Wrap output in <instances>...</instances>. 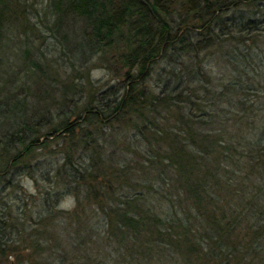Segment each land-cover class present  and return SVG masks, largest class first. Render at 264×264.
Masks as SVG:
<instances>
[{"label": "trees", "instance_id": "obj_1", "mask_svg": "<svg viewBox=\"0 0 264 264\" xmlns=\"http://www.w3.org/2000/svg\"><path fill=\"white\" fill-rule=\"evenodd\" d=\"M44 1L49 38L29 0H0V195L46 184L36 228L0 205V256L264 264V0ZM21 25L41 41L20 49L24 79L7 65Z\"/></svg>", "mask_w": 264, "mask_h": 264}, {"label": "rangeland", "instance_id": "obj_2", "mask_svg": "<svg viewBox=\"0 0 264 264\" xmlns=\"http://www.w3.org/2000/svg\"><path fill=\"white\" fill-rule=\"evenodd\" d=\"M28 5L30 7L27 9L29 11L27 13L32 15V20L34 22L35 21L37 22V24H38L37 28H38V31L40 33L38 31L37 32L39 33V35L41 37L43 36L45 38L51 37L50 32H47L48 29H46L43 26L44 17H41V15H42L41 13L46 10V2L44 0H29V4ZM34 11L38 12L35 17H34ZM19 30H20V32H19L20 35L17 36V37H19L20 40H22V39L25 40V43H22L20 41L21 44H20V47H18V46H16L14 44V43H17V42H14V41H16V39L15 40H9V39L7 40L8 43L6 44V46L9 45V44H12V45H10L8 47L10 52L8 53L9 57H8V60H7V65L9 64L8 68H12L15 71L18 70V72H19L18 76L21 79H24V76H23L24 71H23V68H22V65H21V61H18V59H17V57L19 55V52H20V49H23L26 46V44L28 43L29 39H34L36 45L37 44L40 45L41 41L39 39H35V35H33L32 31H30V33H29V31L25 30V26H23V25L20 26ZM24 32H26V35H27L26 38L28 40H26L24 38L25 37ZM12 37H14V36L12 35ZM42 43L45 44L44 41ZM4 44H5V42H4ZM14 53H16L17 56ZM89 66H90L89 74H90V76H91V78L93 80H98L100 82V84L101 83L102 84H109V83H112L114 81V79H112V76L109 74V71H107L106 69L102 68L101 64H99L98 62L91 61L89 63ZM30 85H31L30 93L33 94V91H34L35 87H37V86H35L33 83H30L29 86ZM30 100L32 101V97L27 91L26 101H27L28 105L31 104ZM101 126L103 127L102 129H105V130H108V128H109V126L106 125V124L101 125ZM118 142H119V140L117 142L113 143L110 146H113V145L114 146H119V144H117ZM50 143L51 144L48 145L49 149H52L54 147L56 148L54 140H52ZM37 151H39L41 153V154H39V156L49 153L47 151V149H43V148L39 149ZM2 182H3V180L0 178V186H2V184L4 183V182L3 183ZM14 182H17L19 184L18 187L16 188V190H15V187H13V188H8V190H6L8 192H1L0 205L2 207H5L3 210L9 209L10 211H15L16 210L15 207L18 206V204L20 202H23V206L21 208H22V211L25 213V216H27V218H29V219H27V222H28V224H30V228L31 227L32 228L33 227L34 228L38 227L37 225H35L33 223V220H35L37 218V215L35 213L37 211L38 202H39L38 201V197L36 195V192H37V190H39L38 188H41L42 186L45 187L46 184L44 182H40L39 179L34 181L29 176H22L21 178H18ZM4 189H6V188L4 187ZM21 189H22V191L28 192L29 195L20 194L19 198L14 197L13 195L17 194L18 191H20L18 193L22 192ZM73 204H74L73 198H71L69 196H66L64 199H62V198L60 199V201L58 203V207H62V206L63 207H66V206L70 207ZM25 207L27 208V210H25ZM42 227H43V224H41L40 228H38V229H42ZM47 231L49 233H51L53 231V227L49 226ZM21 235H27V233L21 232L19 235H17L18 238H21ZM18 241H20V240H18ZM18 241L16 242L17 246L18 247H22V243L18 242ZM24 253L25 252H22L21 254H18L15 251H6L4 255L0 256V264H31L29 262V259L24 255Z\"/></svg>", "mask_w": 264, "mask_h": 264}]
</instances>
